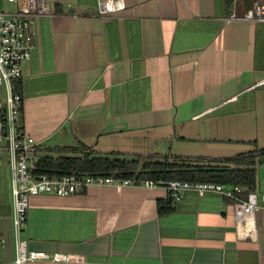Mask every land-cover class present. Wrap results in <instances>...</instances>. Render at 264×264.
<instances>
[{
    "label": "crops",
    "instance_id": "crops-1",
    "mask_svg": "<svg viewBox=\"0 0 264 264\" xmlns=\"http://www.w3.org/2000/svg\"><path fill=\"white\" fill-rule=\"evenodd\" d=\"M227 1L122 0L120 12L101 17L97 0H50L21 69L23 127L40 156L83 149L208 164L256 145L244 110L264 89V22H226L253 2ZM166 202L164 187L40 195L21 238L30 250L74 258L66 264H264V209L235 221L232 201L190 190L160 216ZM14 257L3 155L0 264Z\"/></svg>",
    "mask_w": 264,
    "mask_h": 264
},
{
    "label": "built area",
    "instance_id": "built-area-1",
    "mask_svg": "<svg viewBox=\"0 0 264 264\" xmlns=\"http://www.w3.org/2000/svg\"><path fill=\"white\" fill-rule=\"evenodd\" d=\"M50 0H0V157L5 155L8 161L9 183L11 189L12 228L15 257L12 264H31L51 262L66 264L74 260L68 255H49L33 251L28 241L21 238L27 227L28 209L31 198L40 195L69 197L86 192L90 188L144 187L153 189L164 187L173 202L182 199L187 191H195L199 196L205 192L220 195L232 201L235 221L252 217L264 209V192L249 191L245 198L239 195L245 189L239 186L213 184H189L181 182L153 183L150 181L135 183L134 180L117 178L115 175L70 174L56 177L38 174L37 164L40 156L39 143L26 134L23 127V99L17 91L21 83L22 65L30 60L34 49V20L48 15ZM234 1V0H233ZM14 6V11L4 7ZM96 11L99 16H113L123 9L122 0H97ZM241 20L247 23L264 22V0H253L251 7L241 17L232 13L226 22ZM264 83V81H263Z\"/></svg>",
    "mask_w": 264,
    "mask_h": 264
},
{
    "label": "trees",
    "instance_id": "trees-1",
    "mask_svg": "<svg viewBox=\"0 0 264 264\" xmlns=\"http://www.w3.org/2000/svg\"><path fill=\"white\" fill-rule=\"evenodd\" d=\"M231 0L227 1L229 5ZM18 92L21 83H17ZM79 151V152H78ZM75 151L79 155L68 157H43L38 161V174L56 177L70 174L115 175L117 178L134 180L135 183L150 181L153 183L181 182L189 184H213L222 186H239L245 192L239 195L245 198L247 192L257 189V160L255 153L239 155L219 162L226 165H205L202 162L182 158L156 159L140 158L123 159L119 157H96L87 150ZM76 154V153H75ZM264 155V150H261ZM158 214L165 215L173 211V201L159 203Z\"/></svg>",
    "mask_w": 264,
    "mask_h": 264
},
{
    "label": "rangeland",
    "instance_id": "rangeland-1",
    "mask_svg": "<svg viewBox=\"0 0 264 264\" xmlns=\"http://www.w3.org/2000/svg\"><path fill=\"white\" fill-rule=\"evenodd\" d=\"M6 11L13 12L14 6H7L3 8ZM253 100H251L245 107V117L251 124L249 135L251 141L256 142V145L248 144L244 153H238L241 155L255 153L258 156L257 160V181L259 183L264 182V155L261 154V150H264V89H258L253 93ZM250 98V99H251ZM256 146V147H255ZM250 151V152H249ZM249 152V153H245ZM223 162H210L205 165H221Z\"/></svg>",
    "mask_w": 264,
    "mask_h": 264
}]
</instances>
